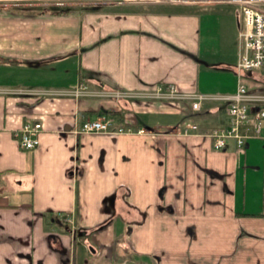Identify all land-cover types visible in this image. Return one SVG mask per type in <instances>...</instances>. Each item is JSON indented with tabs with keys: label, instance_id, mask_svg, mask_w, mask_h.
<instances>
[{
	"label": "crops",
	"instance_id": "0c3cea01",
	"mask_svg": "<svg viewBox=\"0 0 264 264\" xmlns=\"http://www.w3.org/2000/svg\"><path fill=\"white\" fill-rule=\"evenodd\" d=\"M240 26L218 0L0 7V264H264V138L215 150L223 101L144 96L232 93Z\"/></svg>",
	"mask_w": 264,
	"mask_h": 264
},
{
	"label": "built area",
	"instance_id": "2783aa9c",
	"mask_svg": "<svg viewBox=\"0 0 264 264\" xmlns=\"http://www.w3.org/2000/svg\"><path fill=\"white\" fill-rule=\"evenodd\" d=\"M45 0H0V6L14 5H38L56 4L57 2H42ZM54 1V0H52ZM108 1V0H99ZM119 1V0H118ZM152 3L184 2L187 0H139ZM235 4L240 12L241 26L237 31V59L234 70L237 73L235 90L228 94H199L176 93L171 85L156 86L152 91L144 93V96L157 98H186L189 99L190 108L198 109L203 99H216L225 103L224 110L226 122L208 128L205 133L211 140V146L215 150L224 148L226 139H232L236 147H241L248 136L264 138V92L250 91L244 85L241 74L247 71H255L264 76V0H218ZM76 4H85L95 1L79 0ZM98 2V1H97ZM74 3V1H73ZM22 93L24 89H13ZM1 92V89H0ZM72 95H82V89L74 88ZM115 95H124L122 91L114 92ZM128 95V94H126ZM38 122H25L13 131V137L18 146L23 149H32L37 144L39 131ZM182 134L197 131L194 123H184L177 127ZM142 127L115 126L106 118H84L75 132L77 133H107L132 134L143 133Z\"/></svg>",
	"mask_w": 264,
	"mask_h": 264
},
{
	"label": "rangeland",
	"instance_id": "374dc122",
	"mask_svg": "<svg viewBox=\"0 0 264 264\" xmlns=\"http://www.w3.org/2000/svg\"><path fill=\"white\" fill-rule=\"evenodd\" d=\"M74 1V3H73ZM75 1H79V0H45V1H42V2H57L56 4H38V5H35V6H38V7H46V8H60V7H63V6H68V5H74L76 4ZM91 1H99V0H91ZM121 1V0H119ZM122 1H128V2H136V3H141L144 4V3H148V2H145V1H139V0H122ZM55 6V7H54ZM1 8H6V7H11L9 5H6V6H0ZM15 9H19V8H15ZM23 9V8H21ZM254 71H247L245 72V77L243 78V75H242V81L244 83L245 86H248L250 83H254V82H261L262 79L264 78V76L260 73H256L257 75H252V74H255V73H252ZM264 88V86H263Z\"/></svg>",
	"mask_w": 264,
	"mask_h": 264
}]
</instances>
